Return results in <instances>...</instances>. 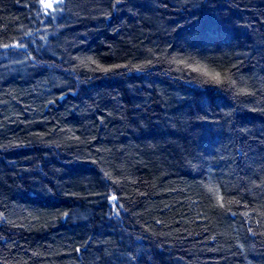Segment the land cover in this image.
<instances>
[{
    "label": "trees",
    "instance_id": "obj_1",
    "mask_svg": "<svg viewBox=\"0 0 264 264\" xmlns=\"http://www.w3.org/2000/svg\"><path fill=\"white\" fill-rule=\"evenodd\" d=\"M44 3L0 0V264H264V0Z\"/></svg>",
    "mask_w": 264,
    "mask_h": 264
},
{
    "label": "snow or ice",
    "instance_id": "obj_2",
    "mask_svg": "<svg viewBox=\"0 0 264 264\" xmlns=\"http://www.w3.org/2000/svg\"><path fill=\"white\" fill-rule=\"evenodd\" d=\"M42 3L45 2V0H41ZM60 2L62 3V0H60ZM47 8H51L52 7V4L51 3H47L46 5ZM5 47H8L7 45H5ZM117 199V197L113 196L112 197V200L115 201Z\"/></svg>",
    "mask_w": 264,
    "mask_h": 264
},
{
    "label": "rangeland",
    "instance_id": "obj_3",
    "mask_svg": "<svg viewBox=\"0 0 264 264\" xmlns=\"http://www.w3.org/2000/svg\"><path fill=\"white\" fill-rule=\"evenodd\" d=\"M56 2H57V0H47V1L44 3V7L47 8V7H46L47 3H51L52 6H53Z\"/></svg>",
    "mask_w": 264,
    "mask_h": 264
}]
</instances>
